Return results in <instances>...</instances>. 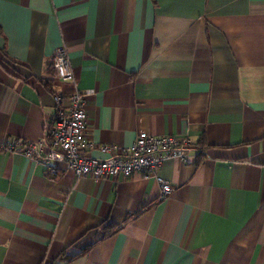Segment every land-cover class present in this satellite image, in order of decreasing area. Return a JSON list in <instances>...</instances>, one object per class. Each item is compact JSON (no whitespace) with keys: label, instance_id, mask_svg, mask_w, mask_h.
<instances>
[{"label":"crops","instance_id":"crops-1","mask_svg":"<svg viewBox=\"0 0 264 264\" xmlns=\"http://www.w3.org/2000/svg\"><path fill=\"white\" fill-rule=\"evenodd\" d=\"M75 85L95 158L140 131L189 138L159 168L171 192L3 147L45 145ZM0 264H264V0H0Z\"/></svg>","mask_w":264,"mask_h":264},{"label":"built area","instance_id":"built-area-1","mask_svg":"<svg viewBox=\"0 0 264 264\" xmlns=\"http://www.w3.org/2000/svg\"><path fill=\"white\" fill-rule=\"evenodd\" d=\"M52 67L58 78L75 84L72 65L64 46L56 48ZM53 100L56 112L47 130L45 145L39 140L20 141L14 137L3 144L7 150H19L27 157L43 162L51 174L60 168L71 170L77 177L90 175L95 178H125L135 172H142L144 176L153 177L158 182L160 195L165 197L171 192L172 184L158 174L162 163L167 159H180L183 162L191 159L188 153L191 146L189 138L172 134L154 135L145 131L138 132L133 142L125 147L101 145V149L108 151L109 156L95 158L88 154L93 144L86 130L87 113L83 92L75 85L67 94L55 92Z\"/></svg>","mask_w":264,"mask_h":264}]
</instances>
